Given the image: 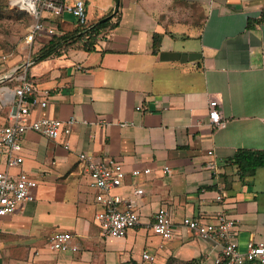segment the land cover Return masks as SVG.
<instances>
[{
    "label": "crops",
    "instance_id": "crops-1",
    "mask_svg": "<svg viewBox=\"0 0 264 264\" xmlns=\"http://www.w3.org/2000/svg\"><path fill=\"white\" fill-rule=\"evenodd\" d=\"M85 1L90 24L105 18L117 23L95 50L71 49L37 60L44 46L33 61L0 75L3 108L6 89L22 73L35 85V95L49 100L34 110L33 119L74 121L69 150L63 136L24 135V163L13 173L33 174L39 186L34 202L0 218V264H215L221 244L186 230L176 241L153 233L162 207L177 222H212L226 213L237 220L243 252L250 242H264V169L242 175L232 162L239 150L264 151V23L248 28L250 19L262 16L264 0ZM44 21L57 34L78 28L70 13H45ZM50 38L32 46L25 42L24 48ZM211 100L221 102L218 128L210 122ZM9 116L10 107L0 126ZM81 153L115 159L129 173L151 170L149 176L129 174L113 191L123 199L119 207L131 205L141 219L126 237L102 236L96 215L103 207L89 187ZM211 162L216 169L207 167ZM220 191L223 203L217 200ZM56 232L72 233L80 250L52 253L47 242ZM144 253L156 261L144 260Z\"/></svg>",
    "mask_w": 264,
    "mask_h": 264
},
{
    "label": "built area",
    "instance_id": "built-area-1",
    "mask_svg": "<svg viewBox=\"0 0 264 264\" xmlns=\"http://www.w3.org/2000/svg\"><path fill=\"white\" fill-rule=\"evenodd\" d=\"M15 5L27 10L35 19L34 24L26 35L25 42L34 45L40 38L46 35L52 37L57 31L47 25L44 14L63 16L70 13L78 26H88L89 18L85 0H75L72 5L67 0H11ZM6 60V57H4ZM16 86L6 89L3 104L10 107L8 122L0 126V218L13 215L19 207L26 202H34L35 191L39 186L37 176L24 170L13 173L24 163L23 138L28 131L37 132L43 136L56 140L61 136L65 138V148L70 149L69 125L74 121L65 123L60 119L49 117L32 118L37 108H46L49 100L35 95V85L28 81L26 74L15 77ZM210 122L213 128L222 125L221 102L211 100ZM210 154H213L210 152ZM79 160L85 166L89 179V187L95 191V200L102 205L103 210L96 215L103 237L124 238L130 229L141 224L140 216L128 205L121 209L123 202L120 195L113 191L124 185L129 174L133 177L141 175L149 176L150 169H135L130 173L124 165L115 159L96 158L92 155L81 153ZM216 169L214 162L207 166ZM171 167H165L164 173L171 174ZM222 188V187H221ZM142 194L143 190H138ZM221 203L225 200L223 191L217 195ZM237 220L224 212L218 214L215 221L208 222L204 218L185 217L180 222L175 221L173 214L162 207L155 216L152 231L165 241H176L180 238L179 232L186 230L192 235L208 241H214L222 245V254L215 264H264V242H250L245 252L239 248L235 227ZM52 253H77L80 249L74 243V235L70 232H56L47 242ZM143 258L149 262H155L156 257L144 253Z\"/></svg>",
    "mask_w": 264,
    "mask_h": 264
},
{
    "label": "trees",
    "instance_id": "trees-1",
    "mask_svg": "<svg viewBox=\"0 0 264 264\" xmlns=\"http://www.w3.org/2000/svg\"><path fill=\"white\" fill-rule=\"evenodd\" d=\"M264 23V12L258 20L250 19L248 28L252 29ZM117 27V23L112 22V18L97 24L88 26H78L72 32L56 34L52 36L50 42L41 50L37 60L47 59L54 55H60L71 49H81L87 52L95 50L100 39ZM160 47V39L155 38L154 52ZM232 162L236 164L242 175L254 174L257 169H264V151L239 150L235 154Z\"/></svg>",
    "mask_w": 264,
    "mask_h": 264
},
{
    "label": "rangeland",
    "instance_id": "rangeland-1",
    "mask_svg": "<svg viewBox=\"0 0 264 264\" xmlns=\"http://www.w3.org/2000/svg\"><path fill=\"white\" fill-rule=\"evenodd\" d=\"M34 22V17L27 10L15 5L11 0H0V75L14 65L22 66L23 63L33 61L37 51L50 42L51 38L43 40V46L24 48L26 35ZM4 57L8 62L1 64V60L6 61ZM5 67L6 70L3 71ZM8 111L9 107L3 108L0 105L1 123ZM120 264H137V262L132 260Z\"/></svg>",
    "mask_w": 264,
    "mask_h": 264
},
{
    "label": "water",
    "instance_id": "water-1",
    "mask_svg": "<svg viewBox=\"0 0 264 264\" xmlns=\"http://www.w3.org/2000/svg\"><path fill=\"white\" fill-rule=\"evenodd\" d=\"M106 20H107V18H105V19L101 20L100 22H104V21H106Z\"/></svg>",
    "mask_w": 264,
    "mask_h": 264
}]
</instances>
